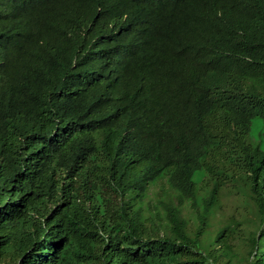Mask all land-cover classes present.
Returning <instances> with one entry per match:
<instances>
[{"label": "trees", "instance_id": "trees-1", "mask_svg": "<svg viewBox=\"0 0 264 264\" xmlns=\"http://www.w3.org/2000/svg\"><path fill=\"white\" fill-rule=\"evenodd\" d=\"M217 106L247 231L208 234ZM259 120L264 0H0V264H264Z\"/></svg>", "mask_w": 264, "mask_h": 264}, {"label": "rangeland", "instance_id": "rangeland-1", "mask_svg": "<svg viewBox=\"0 0 264 264\" xmlns=\"http://www.w3.org/2000/svg\"><path fill=\"white\" fill-rule=\"evenodd\" d=\"M206 126L209 129L212 138L217 142L215 150L212 154V160L208 162L207 172L210 176L215 179H223L225 182V187L220 191L219 198V206L216 209L215 214L211 217V227L209 229L208 234L212 232L214 234L217 231L221 230L220 228L223 223L227 221H237L243 222L244 226L242 227L245 231H247L248 225L247 221L250 217V198L248 189L241 183V181L237 178L233 179V177L229 178L227 176H222V174H226V168L224 167L223 161V151H227L230 147H232L233 142V133L231 130V126L229 123L228 116L221 110L220 107H215L208 115L206 120ZM264 131V121H254L251 129L249 130V142L257 144L259 142L260 132ZM211 173V174H210ZM219 174L222 176L220 177ZM200 182V181H199ZM203 196L206 194L205 191L200 192ZM187 217H191V221H193V216L191 211H187ZM246 225V226H245ZM209 235H207V231L204 236V247H209L210 241L207 239ZM236 237L233 239V251L237 254L242 253L243 243L242 237L241 240H236ZM209 238V237H208ZM233 262L236 263V258L233 259ZM220 264H225L224 262Z\"/></svg>", "mask_w": 264, "mask_h": 264}, {"label": "bare ground", "instance_id": "bare-ground-1", "mask_svg": "<svg viewBox=\"0 0 264 264\" xmlns=\"http://www.w3.org/2000/svg\"><path fill=\"white\" fill-rule=\"evenodd\" d=\"M81 34V33H80ZM79 38V37H78Z\"/></svg>", "mask_w": 264, "mask_h": 264}]
</instances>
